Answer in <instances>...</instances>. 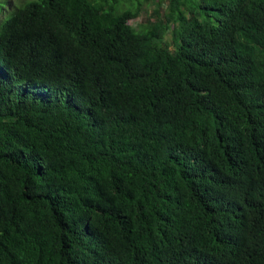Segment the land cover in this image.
Returning <instances> with one entry per match:
<instances>
[{"label": "trees", "instance_id": "obj_1", "mask_svg": "<svg viewBox=\"0 0 264 264\" xmlns=\"http://www.w3.org/2000/svg\"><path fill=\"white\" fill-rule=\"evenodd\" d=\"M150 1L0 0V264H264V0Z\"/></svg>", "mask_w": 264, "mask_h": 264}, {"label": "rangeland", "instance_id": "obj_2", "mask_svg": "<svg viewBox=\"0 0 264 264\" xmlns=\"http://www.w3.org/2000/svg\"><path fill=\"white\" fill-rule=\"evenodd\" d=\"M150 1V0H149ZM151 2V1H150ZM150 5H151V7L152 8H155V4H153L152 2L150 3ZM161 10H162V12L164 11V8H165V2L162 0L161 1ZM143 20V16H141V17H139V18H137V19H135V20H133V21H130L129 22V24L131 25V26H134L135 24H137V23H139V22H141Z\"/></svg>", "mask_w": 264, "mask_h": 264}]
</instances>
